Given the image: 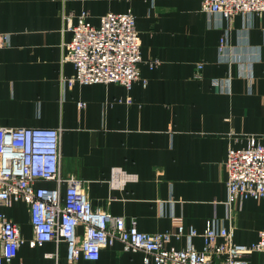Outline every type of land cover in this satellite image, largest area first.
<instances>
[{"label":"crops","instance_id":"1","mask_svg":"<svg viewBox=\"0 0 264 264\" xmlns=\"http://www.w3.org/2000/svg\"><path fill=\"white\" fill-rule=\"evenodd\" d=\"M125 11L135 16L140 77L129 87L74 80L73 63L63 60L67 16L76 23L84 12L97 26L105 13ZM198 62L202 76L194 78ZM0 123L59 127L60 170L85 180L93 205L135 217L140 231L171 233L166 247H186L188 237L174 231L194 227L200 250L208 220L217 230L229 225L228 145H246L249 134L264 142V13L228 18L202 11L200 0H0ZM114 168L135 178L119 174V185ZM0 210L23 237L10 264H69L65 242L30 245L24 202ZM232 225L235 241L255 242L264 198L237 204ZM143 256L115 240L76 264H143ZM260 259L252 253L251 264Z\"/></svg>","mask_w":264,"mask_h":264},{"label":"built area","instance_id":"2","mask_svg":"<svg viewBox=\"0 0 264 264\" xmlns=\"http://www.w3.org/2000/svg\"><path fill=\"white\" fill-rule=\"evenodd\" d=\"M200 8L230 18L237 13H264V0H200ZM86 16L82 12L76 23L67 16L72 36L63 60L73 63V79L82 83L117 82L129 87L140 77L141 53L134 14L107 12L97 26L87 23ZM223 44L224 37L219 48ZM202 67L201 62L196 63L194 78L202 76ZM60 132L59 127L0 123V205L9 206L14 201L26 204L33 232L30 245L50 240L65 242L69 264H76L80 258L97 259L100 250L115 240L125 251H142L143 264H251L254 252L261 256L258 264H264V225L257 240L249 245L233 239L232 225L237 204L248 197L264 198V142L257 135H247L242 147L228 145L224 165L229 225L217 230L214 221L208 220L200 233L203 247L198 250L191 242L199 234L194 227L179 224L174 231L176 237H188L186 247H166L164 242L171 233L140 231L135 217L126 219L93 205L85 180L60 170ZM119 174L135 178L132 173L114 168L113 179L119 185L123 184ZM44 181L55 185L46 186ZM22 241L18 223L0 210V264H10Z\"/></svg>","mask_w":264,"mask_h":264}]
</instances>
